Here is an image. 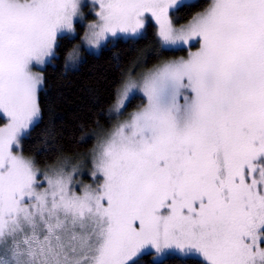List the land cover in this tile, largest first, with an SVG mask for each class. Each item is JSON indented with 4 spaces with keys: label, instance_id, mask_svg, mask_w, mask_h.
Masks as SVG:
<instances>
[{
    "label": "snow or ice",
    "instance_id": "6c2138e0",
    "mask_svg": "<svg viewBox=\"0 0 264 264\" xmlns=\"http://www.w3.org/2000/svg\"><path fill=\"white\" fill-rule=\"evenodd\" d=\"M182 2L91 0L85 47L144 38L150 18L159 52L188 55L117 87V116L143 102L100 134L85 184L14 150L40 116L32 66L75 34L82 0H0V264H138L149 249L264 264V0H211L177 26Z\"/></svg>",
    "mask_w": 264,
    "mask_h": 264
},
{
    "label": "trees",
    "instance_id": "16d2710c",
    "mask_svg": "<svg viewBox=\"0 0 264 264\" xmlns=\"http://www.w3.org/2000/svg\"><path fill=\"white\" fill-rule=\"evenodd\" d=\"M208 4L209 0L184 3L174 10L173 18L176 23L184 22ZM75 25V34H61L55 54L42 68L43 83L38 92L40 116L20 139L21 152L31 156L40 167L80 159L94 144L95 135L111 127L110 108L116 89L135 62L152 66L161 59L187 54V49L159 52L155 26L147 23L144 38L109 39L96 52L84 51L78 66L68 68L67 54L83 34L81 22ZM142 101L140 95L132 96L123 116ZM138 264H203V261L174 254L154 260L151 252H144Z\"/></svg>",
    "mask_w": 264,
    "mask_h": 264
},
{
    "label": "rangeland",
    "instance_id": "374dc122",
    "mask_svg": "<svg viewBox=\"0 0 264 264\" xmlns=\"http://www.w3.org/2000/svg\"><path fill=\"white\" fill-rule=\"evenodd\" d=\"M193 1H195V0H183L182 4H184V3H190V2H193ZM210 2H211V0H209V3H210ZM207 6H208V5H207ZM207 6H205L204 8H202V9L196 11L194 14H196L197 12L203 11ZM90 7H91V0H82V12L84 13V19H83L82 21H80V20H75V21H74L75 32H76V25H75V23H76L77 21L81 22V24L83 25V30H82V33H83V34H82L81 38H82L83 35H84V31H85L87 25H88L90 22H92L93 19H95L94 13L90 11ZM194 14H193V15H194ZM90 15H91V16H90ZM193 15H192V16H193ZM189 19H191V17H190ZM189 19H188V20H189ZM188 20H186V21H184V22H181V23H176V24H177V26H179L180 24L186 23ZM147 23H153L154 26H155V22L152 21L150 18L146 20V22H145V26H146ZM63 34H69V33H63ZM69 35H73V34H69ZM118 37L126 38V37H122V36H118ZM116 38H117V37H116ZM109 39H114V38H109ZM105 43H106V42H105ZM105 43H104V44H105ZM77 45L80 46V47H79V56H78V58H77L74 62H66V66H67L68 68H75V67L78 66V64H79V62H80V60H81V58H82L83 55H84V51H86V52H96V51H98V50L100 49V47H101L103 44H102L99 48H97V49H93V48H91V47H85V46L83 45V43H82V40H80L79 42H77V43L74 45V47L77 46ZM197 47H198V45H197ZM71 50H72V49H71ZM71 50H70V51H71ZM195 50H196L195 47L192 48V51H195ZM187 55H188V52H187L186 55H176V56H174V57H169V58H166V59H164V60H167V59H178V58H180V57H185V58H186ZM51 58H52V57L47 58L46 61H45V63H44L43 65H33V66H32V70H33V72H38V73H40V74L42 75V68H43V66H44L47 62H49V61L51 60ZM154 65H155V64H154ZM152 66H153V65H152ZM152 66H145V65H143V64L140 63V62H135L134 65L132 66V68L128 69L127 72L125 73V75H124V77H123V79H122V82H123L124 80L128 79V78L138 79L142 73L146 72V71H147L148 69H150ZM122 82H121V83H122ZM121 83H120V84H121ZM41 86H42V84L39 86V88H38V90H37V103H38V92H39V89L41 88ZM135 95H140V96L142 97V99H143L142 93L137 92ZM115 102H116V98H115V101H114L112 107L110 108V114H111L112 117H113V121H112V125H111V127H110V128H107V129H102V130H100V131L95 135V142H94V144L92 145V147H90V149H89L87 152H85V153L80 157V159L77 160V158H76V159H71V158H70V159L65 160V161L63 162V163L66 164V166L68 167L69 170H71L72 166H77V167L79 168V173H78V175H77V179L83 181L85 184H89V183L92 182V176H91V167H92V163H91V153H92V149L94 148V146H95V145L97 144V142H98V137L100 136V134H101L102 132H104V131H108V130H110V129H111V128H112V127L118 122V120H123V119L127 118L128 115H129L131 112L135 111L138 107L141 106V104H142L143 101H142L141 103H139L138 106H136L135 108L131 109L130 112H129L128 114H126L125 116H123V113H122L121 115L117 116V114H116L114 111H111V109H113V107H114V105H115ZM0 116H2V118H3V121L0 123V126H3V125L7 122V120H6V118H5L2 114H0ZM36 121H37V120H36ZM36 121H35V122H36ZM35 122H34V123H35ZM34 123H33V124H34ZM33 124H32V125H33ZM32 125H31V126H32ZM31 126H30V127H31ZM30 127H29V128H30ZM28 130H29V129H28ZM28 130H27V131H28ZM27 131H25L23 134H25ZM23 134H22V135H23ZM22 135H21V136H22ZM20 139H21V137H20ZM14 150L17 151V152H19V153H21L23 156L28 157V158H31V159L33 160V158H32L31 156H28V155H26V154H24V153L21 152L20 146H19V148L14 149ZM33 161H34V160H33ZM35 164H36V163H35ZM36 166H37L39 169H41V171H43V170L46 168V167H40V166H38L37 164H36ZM261 243H262V246H264V241H262ZM145 252H151V253H152V257H153L154 260H160V259H162L163 257H165V256L168 255V254H174V255H178V256H182V257H184V256H193V257H197V258H199L200 260H202V258L199 257L198 255H195V254H193V255H183V254H181V253H179V252H177V251H170V252L165 253V254L162 255V256H156L155 253H154V251L151 250V249H149V250H147V251H145Z\"/></svg>",
    "mask_w": 264,
    "mask_h": 264
}]
</instances>
